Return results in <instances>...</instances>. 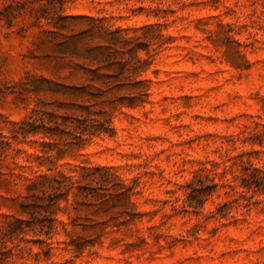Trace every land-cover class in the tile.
Returning <instances> with one entry per match:
<instances>
[{
    "label": "rangeland",
    "instance_id": "obj_1",
    "mask_svg": "<svg viewBox=\"0 0 264 264\" xmlns=\"http://www.w3.org/2000/svg\"><path fill=\"white\" fill-rule=\"evenodd\" d=\"M0 264H264V0H0Z\"/></svg>",
    "mask_w": 264,
    "mask_h": 264
},
{
    "label": "trees",
    "instance_id": "obj_2",
    "mask_svg": "<svg viewBox=\"0 0 264 264\" xmlns=\"http://www.w3.org/2000/svg\"><path fill=\"white\" fill-rule=\"evenodd\" d=\"M80 108L85 110V107L80 105ZM86 115L75 114V119L81 123V127L76 135H73L76 140L82 139L84 136H89L94 133L95 128L101 125L100 121L91 117L90 111L85 112ZM67 116H60L61 120H65ZM55 127L59 125L58 120L54 117L51 119ZM22 133L33 132L39 126H42L46 130H50L51 126L47 125L46 122L40 116H30L29 119L24 120L22 123ZM44 179H48L49 176L43 175Z\"/></svg>",
    "mask_w": 264,
    "mask_h": 264
}]
</instances>
